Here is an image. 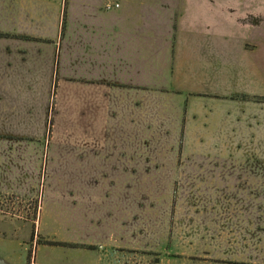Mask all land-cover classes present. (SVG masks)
<instances>
[{
    "label": "rangeland",
    "instance_id": "rangeland-1",
    "mask_svg": "<svg viewBox=\"0 0 264 264\" xmlns=\"http://www.w3.org/2000/svg\"><path fill=\"white\" fill-rule=\"evenodd\" d=\"M199 1L194 25L206 32L200 20H207L211 0ZM215 1L214 69L222 80L241 69L244 83L201 74L205 96L198 102L229 112L239 86L264 102V0ZM164 4L172 14L175 5ZM53 117L51 110L49 127ZM63 125L61 138L79 142L89 120L69 114ZM154 133L134 148L133 161L104 158L97 169L70 155L48 162L45 141L0 134V264H264V201L229 193L264 188V126L232 146L222 139L211 145L207 130H169L160 140Z\"/></svg>",
    "mask_w": 264,
    "mask_h": 264
},
{
    "label": "crops",
    "instance_id": "crops-1",
    "mask_svg": "<svg viewBox=\"0 0 264 264\" xmlns=\"http://www.w3.org/2000/svg\"><path fill=\"white\" fill-rule=\"evenodd\" d=\"M170 2L172 14L165 12L168 0H0L1 136L39 146L45 141L48 162L70 155L95 164L133 161L134 148L145 146L153 131L160 140L169 130H207L211 145L256 137L263 131L264 102L254 101L253 93L239 86L229 112L198 102L205 96L201 74L219 84L244 83L241 69L223 80L214 69L216 42L209 33L216 1L200 20L206 32L194 25L199 0ZM254 13L248 24H257ZM69 114L89 120L79 142L59 135ZM229 191L246 203L264 201L262 186Z\"/></svg>",
    "mask_w": 264,
    "mask_h": 264
},
{
    "label": "built area",
    "instance_id": "built-area-1",
    "mask_svg": "<svg viewBox=\"0 0 264 264\" xmlns=\"http://www.w3.org/2000/svg\"><path fill=\"white\" fill-rule=\"evenodd\" d=\"M114 7H118V4L116 3V4H114Z\"/></svg>",
    "mask_w": 264,
    "mask_h": 264
}]
</instances>
